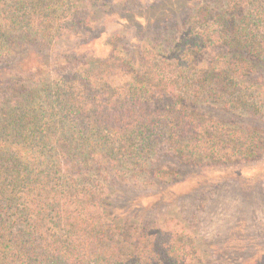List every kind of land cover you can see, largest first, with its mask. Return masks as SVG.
Segmentation results:
<instances>
[{"label": "trees", "instance_id": "obj_1", "mask_svg": "<svg viewBox=\"0 0 264 264\" xmlns=\"http://www.w3.org/2000/svg\"><path fill=\"white\" fill-rule=\"evenodd\" d=\"M110 3L0 0V264H203L168 217L182 180L161 160L264 149L261 130L206 111H264V0L207 7L168 43L133 36L137 53L112 38L100 57L87 45ZM219 45L235 52L201 59Z\"/></svg>", "mask_w": 264, "mask_h": 264}, {"label": "rangeland", "instance_id": "obj_2", "mask_svg": "<svg viewBox=\"0 0 264 264\" xmlns=\"http://www.w3.org/2000/svg\"><path fill=\"white\" fill-rule=\"evenodd\" d=\"M107 1H113V4L110 3L111 6L108 5L97 13L99 22L102 21L106 29L105 33L87 45L88 50L100 57L110 53L111 49L107 43L112 38H115L114 43L128 46L132 54L139 52L134 46L139 42L133 39V36L139 37L143 46L149 40H153L152 43L155 40L162 44L168 43L174 37L183 35L185 27L191 25L190 18L195 16V21L199 20L201 24L207 7L209 10L206 13H214L221 10L227 2ZM112 11L121 14L118 23L114 16L109 15ZM202 27L199 25L198 30L202 31ZM206 27L207 25L204 26ZM97 32L98 30H95L94 34H98ZM116 36H120V40H116ZM130 40L133 46L128 43ZM75 41H67L62 50L74 48L77 45ZM159 51L161 52L160 49ZM242 51L249 54L248 50ZM233 52V48L219 45L200 55L201 59H208L216 54ZM262 71L255 70L252 78H257L260 75L258 73ZM261 75L264 79V72ZM206 111L222 120L237 122L241 126L264 132V111L248 112L242 108L226 111L219 104H213V107L206 108ZM161 161L179 169L181 175L178 180H182L175 187L178 198L166 207L168 217L174 218L190 235V248L195 246L203 252V264H264V149L250 160H206L199 165H186L170 156ZM132 194L133 191L128 192L127 196Z\"/></svg>", "mask_w": 264, "mask_h": 264}]
</instances>
